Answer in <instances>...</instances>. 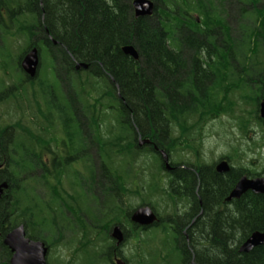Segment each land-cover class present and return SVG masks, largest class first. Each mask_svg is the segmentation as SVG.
<instances>
[{"label": "trees", "instance_id": "1", "mask_svg": "<svg viewBox=\"0 0 264 264\" xmlns=\"http://www.w3.org/2000/svg\"><path fill=\"white\" fill-rule=\"evenodd\" d=\"M58 1L54 0V5ZM154 1V15L140 18L135 17L133 0H129L130 5L124 0H61V6H56L63 13L56 17L57 27L63 30L55 34L66 44L54 54L64 69L59 71L66 75L68 94H80L85 114L97 125L89 131L82 129L81 147H87L91 131L96 130L102 167L113 176L119 172L117 165L110 166L108 158L117 163L137 156L138 137L170 150L190 146L207 121L235 112L236 94L247 105L256 104L255 119L264 126L259 113L264 99V0ZM30 4L27 0H0V9L4 6L11 22L21 21L19 27L16 24V34L24 35L28 43L33 27L43 25L42 9L37 17L30 11ZM229 10H234L233 18H238L236 28L229 24ZM128 44L136 46L139 60L122 51ZM29 50L27 47L22 52L19 66ZM3 56L8 57L1 53L0 62ZM78 62L89 63V69L76 70ZM36 85L41 94L44 81ZM126 106L129 127L123 125ZM39 107L41 118H46L42 105ZM94 111L98 118H93ZM110 114L119 127L111 125L105 133L102 123L110 121L106 117ZM178 130L187 138L175 136ZM16 132L12 126L0 129V185L9 184L0 199V264H10L12 253L4 239L18 225L24 224L28 237L42 240L49 247L54 245L49 237L55 239L62 233L55 219L59 210L44 205L41 189L47 177L34 170L44 163L39 156H32V147H37L33 140L42 143L43 139L29 127L22 128L18 136ZM83 162L90 169L83 178L90 187L93 169L88 161ZM258 210L256 227L264 230V195L258 197ZM83 232L87 230L83 228ZM86 241V237L81 241L85 247L90 243ZM240 264H264V246L244 255Z\"/></svg>", "mask_w": 264, "mask_h": 264}, {"label": "flooded vegetation", "instance_id": "2", "mask_svg": "<svg viewBox=\"0 0 264 264\" xmlns=\"http://www.w3.org/2000/svg\"><path fill=\"white\" fill-rule=\"evenodd\" d=\"M53 1L27 0L31 3L30 11H34L37 17L39 8L42 9L43 19L42 26L33 27L32 39L27 47L30 50L37 48L40 60L43 52L46 53L49 60L48 67L51 70L47 77L59 81V89L52 90L49 82L44 80L46 83L44 82L43 85L41 100L32 103L33 109L41 104L46 116L42 121L34 123L35 126L43 129H41L43 140L42 143L33 140L37 147H32L35 149L32 156H39L44 163L40 167L36 166L35 172L39 176L47 177V185L45 184L41 189L44 194V205L49 209L54 206L59 210V217H55L56 213L53 216V219L55 217L60 222L59 227L63 229L59 239L62 240L63 236H66L64 231L66 232L67 227L74 225L72 235L79 238V250L83 253L85 251L81 241L85 237L82 222L84 212L79 204V197L82 194V174L75 169L74 181L73 183L71 181L67 187L63 181L66 175L63 169L73 161H83L85 158L88 160L89 156L83 154L88 146L84 150L81 147L80 133L83 132L82 129L89 131L93 126L96 129L97 125L90 122L85 114L80 94L76 92L73 97L66 91L64 81L66 75L60 72L61 69L64 72L59 65L61 60H56L54 55L56 50L66 48L63 38L55 34L63 30L62 27H57L56 18L63 15L61 10L56 9V6L60 7L62 3L60 0L54 5ZM125 3L130 5L129 0H124ZM0 15L1 21L5 24L4 30L11 29L12 32L18 30L15 26L6 28L8 21L5 19L11 17L4 6L0 9ZM57 66L60 67V71L56 70ZM76 67L77 63L75 69L78 70ZM39 77V73L35 78L26 76L32 88L36 86ZM124 110L126 121L123 125L129 127V107L126 106ZM95 111L94 119L98 118ZM38 113L39 110L34 114L35 117L39 116ZM107 122L104 121L102 124L107 125ZM109 125L119 127L116 121ZM87 131L84 133L87 134ZM88 141L90 142L87 144L93 142L99 148L96 130L91 131V140ZM137 146L153 152L161 161L162 169L158 170L155 176L156 189L152 197L154 201L143 202L131 208L127 194L132 193L136 196V192H129L128 186L125 190L124 186L117 184L118 180L108 171H103L102 174L107 177L105 181L110 180L112 185L111 179H113L114 186L101 184L100 176L95 169L92 172L93 184L86 187L90 191H85L86 196L93 199L88 205L92 209L93 234H91V242L86 247L91 253H84L85 255L81 257L83 264L85 260L86 264H98V262L131 264V256L139 253L154 258V262L148 261L147 264H240L244 255L254 253L264 246V244L258 245L249 251H242L244 243L256 231L264 232L256 227L259 221L258 197L264 194L247 190L239 197L229 199L243 178L249 180L263 178L264 170L253 172L249 168L236 167L230 156L221 157L218 163L211 167L192 163L186 166L182 162L174 161L171 155L173 150L159 142L155 143L152 140V143L140 146V137H138ZM161 150L168 153L171 168H167ZM222 162L228 163V170H218V165ZM33 174L35 173L32 172ZM147 206L156 216L155 221L151 224L135 222L134 213L139 208ZM50 213L54 214L51 210Z\"/></svg>", "mask_w": 264, "mask_h": 264}, {"label": "rangeland", "instance_id": "3", "mask_svg": "<svg viewBox=\"0 0 264 264\" xmlns=\"http://www.w3.org/2000/svg\"><path fill=\"white\" fill-rule=\"evenodd\" d=\"M229 14V24L236 28L238 18H233V15L235 14L234 10H229ZM23 19L24 16L21 20ZM1 20L0 31L2 32L0 33V54L5 53L8 57H1L2 61L0 62V129L3 130L7 126L11 125L16 128V136H18L20 135V132H22V128L29 127L35 133L36 137H41L43 139V129L34 125L35 121H40V119L42 121L40 111L38 113L40 119L34 115L37 110H40V107L38 106L33 109L32 106V103L35 101L37 103L39 99L41 100V94L37 85L32 88L31 83H29L27 78L24 77L21 66H19V57L27 48L29 40L24 35L20 36L16 34L18 30H15V32H12L11 29L4 30L5 24ZM5 20L9 23L6 25L8 26L6 28L11 26L16 27V24L19 27L21 22L16 20L11 22L9 17ZM29 22L30 24L34 23V21ZM41 58L42 64L39 68L40 77L38 78V82L39 80H42V82L47 80L50 84V89L53 90L55 87L59 88V81L52 77H47V75L51 73V70L50 67H48L49 60L45 52H43ZM57 69L60 70V67L57 66L56 70ZM54 85L55 87L51 88V86ZM24 87H26L25 90ZM235 98L237 99V105H235L234 109L235 112L220 114L218 117H214L213 119L207 121L197 133L196 140L194 141L195 144L193 143L190 146L185 145L184 147L177 146L175 150L171 152L174 161L182 162L186 166H189L192 163L203 166L209 165L211 167V165L218 163L221 157L230 156L232 163L236 167L241 166L249 168L253 172H263L264 126L259 125L255 119L254 110L256 108V104L247 105L242 101L240 94H236ZM112 116L113 115L111 114L106 116L110 120L107 122V125L113 123V120L111 119ZM107 125L102 126L105 133H107L108 129L112 127L111 125ZM180 133L181 131L178 130L177 134L175 133V136L187 138L186 136H180ZM89 140H91V136L89 137ZM89 142L90 141L87 140V143ZM87 146L88 149H86V152L83 151V154L88 155L89 157L88 160L84 157V160L90 163V166L93 169L92 172L95 169L98 171L100 176L99 182L101 184L105 186L112 185L110 180L105 181L107 177H104L102 174L105 170L102 167L103 163L102 156H100V149L93 142L92 144H87ZM137 151V156L134 155L126 161L120 160L119 162L114 163L111 157L108 158V163L112 168H114L113 165H117L119 173L114 176L117 178L118 184L121 182L125 190L128 186V188H130V190H128L129 192H136V196H133L132 193L127 194V201H129V206L131 208L143 202L154 201L152 197L154 196L153 192L156 189L155 176L156 172L162 169L161 161L157 160V156L151 154V152L147 149L143 151L141 148H137ZM106 167L108 168V166ZM75 169L78 170V172L80 171L79 174H82L81 180L85 183H82V194H80L81 196L79 195V204L83 207L84 212L82 217L83 228L87 230V232H84L83 234L87 238L86 242H91V234H93L91 232V220L93 218L92 209L88 207V205L89 203H92L93 199L86 196V192L90 191L86 188L88 187L87 185L89 181H85V179H83L85 178V175L89 174L90 169L86 167L83 161H73L70 164H67V166L63 169V171L66 172V175L63 178L65 186L69 187L71 181L73 183V174H75ZM114 173L115 172H113V174ZM164 175L166 174L164 173ZM111 180L113 181L112 186H114V180ZM74 229V225L67 227L66 232L64 231V235L66 234V236H63L62 240L59 239L60 237H54L57 240L49 237L51 242L54 243L53 247H50L48 254L49 264H83L81 257L85 255L84 253H91L90 250H88V252L81 253L79 250V238L72 235L74 233ZM61 230L63 232V229ZM85 249L87 248L84 246L83 251H85ZM148 261L154 262V258L144 256L139 253L131 256L130 263L147 264ZM86 263L87 261L85 260V264ZM98 264L101 263L98 262Z\"/></svg>", "mask_w": 264, "mask_h": 264}, {"label": "water", "instance_id": "4", "mask_svg": "<svg viewBox=\"0 0 264 264\" xmlns=\"http://www.w3.org/2000/svg\"><path fill=\"white\" fill-rule=\"evenodd\" d=\"M133 10L136 18L151 17L155 13L156 3L154 0H133ZM122 51L132 57L134 60L140 59L138 49L133 44L122 47ZM41 65L40 54L37 48H33L27 52L21 60V68L24 73L31 78H35L39 73ZM90 64L87 62H78L77 69H89ZM260 117L264 120V99L260 103ZM152 143L149 138L140 136V146ZM163 159L167 168H171L169 164L168 153L161 150ZM3 165L0 163V169ZM229 169L227 162L218 165V170L226 171ZM9 188L8 182L0 185V199L5 191ZM247 190H252L258 194H264V177L249 180L246 177L241 180L237 187L231 193L229 199L239 197ZM156 216L152 209L147 207L139 208L133 215V220L140 224H151L155 221ZM118 231V229L116 230ZM264 244V232L256 231L242 246V251H249L253 247ZM4 245L9 248L12 253L10 264H48L49 246L42 240H34L27 236L25 225H19L11 230L4 239ZM124 264V263H122Z\"/></svg>", "mask_w": 264, "mask_h": 264}]
</instances>
